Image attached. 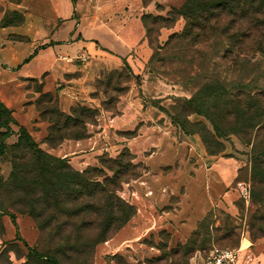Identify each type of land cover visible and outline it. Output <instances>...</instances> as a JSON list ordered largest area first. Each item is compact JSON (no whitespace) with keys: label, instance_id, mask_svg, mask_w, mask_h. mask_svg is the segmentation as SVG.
<instances>
[{"label":"rangeland","instance_id":"1","mask_svg":"<svg viewBox=\"0 0 264 264\" xmlns=\"http://www.w3.org/2000/svg\"><path fill=\"white\" fill-rule=\"evenodd\" d=\"M183 1L145 0V5L151 6L142 16L140 27L149 38L154 56L142 74L125 65L100 69L92 79L93 100L79 98L72 105L57 90L51 92L53 99L45 96L42 83L33 80L30 85L34 93L27 97L26 109L28 104L33 105L36 116L29 111L20 116L13 112L39 145L54 154L61 144L73 140L64 138L60 143L62 135L72 134L73 129L51 131L54 140L45 139L50 122L57 119V110L70 113L80 104L98 108L97 121L88 123L87 128L90 136L98 137L100 147L80 171L94 168L93 178L101 182L118 174L116 194L134 205V216L121 228L113 229L107 240L93 246L97 231L93 214L71 217L52 207L40 218L31 215V208L16 202L25 191H11L5 184L13 169L10 146L18 140L19 126L12 125L16 134L4 138L7 152L0 154V264H28L30 256L41 252L59 256L63 264H203V258L215 248L243 250L256 243L264 246V196L263 202L252 201L251 145L240 135L229 134L217 137L223 143L222 150L212 154L200 132H189L196 128L193 122L207 121L204 117L191 114L188 118L192 124L187 128L173 119L179 113V99L191 98L213 79L228 85L251 83L246 93L264 88L260 40L255 37L246 46L231 47L233 52H228L210 36L211 31L199 43L179 39L176 34L184 30L186 19L174 7L180 8ZM33 36L42 39L44 34ZM124 107L130 109L126 117L121 116ZM111 116H119L117 128H111ZM145 119L149 126L144 137L136 140ZM101 124L104 126L100 130ZM127 127L133 130H123ZM124 138L133 139L128 145L131 154L120 145ZM261 187L264 184L255 186L257 192ZM81 202H71L68 207ZM53 215L56 218L51 225L42 228L41 223ZM65 221L69 224L63 234L55 235ZM83 221H91V225L85 227L78 242L77 227ZM82 242L88 245L84 251L69 249ZM29 264L38 263L31 259Z\"/></svg>","mask_w":264,"mask_h":264},{"label":"trees","instance_id":"2","mask_svg":"<svg viewBox=\"0 0 264 264\" xmlns=\"http://www.w3.org/2000/svg\"><path fill=\"white\" fill-rule=\"evenodd\" d=\"M143 2L145 4V0ZM174 10L186 19L184 30L176 34L179 39H190L199 43L211 31L210 36L217 39V44L226 46V51L233 52L234 48L231 47L242 48L256 37L261 44L259 50L264 55V0H186L180 8L174 7ZM7 13L1 21L4 27L24 21V15L19 11H13V17L7 16ZM225 16L226 24L222 22ZM125 66L128 67L129 64L125 63ZM250 86L251 83L244 84L241 81L228 85L218 78L213 79L191 98L179 99V113L173 119L187 128L191 123L188 118L191 114L204 117L208 123L193 122L196 128L189 132H200L212 154L222 150L223 143L217 137L238 134L245 139L252 147V201L263 202L264 188L261 187L262 190L257 192L259 188L255 186L264 184V88L261 87L254 93H246L245 89ZM44 94L53 99L51 92ZM72 108L70 113L57 110V119L52 120L48 127L45 137L47 142L54 140L55 137L51 136V131L54 130L62 132L73 129L72 134L62 135L60 143L64 138L82 140L90 137L87 124L97 121L99 109L83 104ZM13 112V109L0 101V154L7 152V144L3 140L14 133L12 125L19 126L18 140L10 146L13 169L9 180L5 181L11 191H25V195L19 194L16 198L17 203H24L31 208L30 213L36 218L42 217L52 207L71 217L93 214L97 229L91 243L93 246L107 240L113 229L121 228L134 216V205L116 194L118 188L115 186L120 184L118 174L107 176L101 182L93 178L94 168L84 171L75 169L67 157L56 156L43 149L28 128L14 117ZM211 146L216 149L211 150ZM125 150L131 154L129 148L126 147ZM122 166L126 167L125 164ZM79 200L82 202L75 207H68L69 203H77ZM54 218L56 215L42 222V228L51 225ZM89 222L91 221H83L77 227L78 242L83 239L85 227L89 228L91 225ZM68 224L65 221L55 235L63 234L64 227ZM71 238H67V241H71ZM84 243L86 242L77 243L69 249L84 251L88 246ZM66 248L62 247L63 250ZM31 259L37 260L38 264H63L59 256L47 252L30 256L28 264Z\"/></svg>","mask_w":264,"mask_h":264},{"label":"crops","instance_id":"3","mask_svg":"<svg viewBox=\"0 0 264 264\" xmlns=\"http://www.w3.org/2000/svg\"><path fill=\"white\" fill-rule=\"evenodd\" d=\"M150 6L143 0H0V101L17 116L29 111L35 117L33 105L26 109L27 97L34 93L33 80L42 83L44 92L57 90L72 105L79 98L93 100L92 79L100 69H119L127 63L136 74H142L153 55L149 38L140 27ZM13 11L21 12L24 22L2 26L4 15ZM37 32L44 37H34ZM15 35L29 37L19 40ZM128 111L124 107L121 116L126 117ZM142 111L138 109L140 114ZM118 117L111 116V128L118 127ZM145 122L139 125L136 140L144 137L149 126L148 119ZM120 140V145L128 148L133 141ZM98 142L96 135L69 140L53 152L82 170L83 163L98 154ZM253 246L240 249L239 264H264V246Z\"/></svg>","mask_w":264,"mask_h":264},{"label":"built area","instance_id":"4","mask_svg":"<svg viewBox=\"0 0 264 264\" xmlns=\"http://www.w3.org/2000/svg\"><path fill=\"white\" fill-rule=\"evenodd\" d=\"M239 251V248H215L203 258V264H239Z\"/></svg>","mask_w":264,"mask_h":264}]
</instances>
